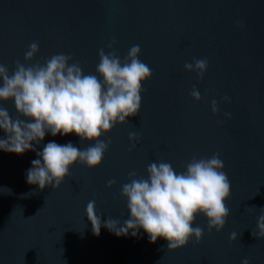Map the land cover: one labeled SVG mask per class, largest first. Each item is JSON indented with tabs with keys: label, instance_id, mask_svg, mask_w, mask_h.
Masks as SVG:
<instances>
[{
	"label": "water",
	"instance_id": "water-1",
	"mask_svg": "<svg viewBox=\"0 0 264 264\" xmlns=\"http://www.w3.org/2000/svg\"><path fill=\"white\" fill-rule=\"evenodd\" d=\"M34 41L39 53L25 62ZM137 44L152 76L142 85L138 115L102 135L111 144L99 167L77 162L58 189L41 191L26 179L36 152L50 141L81 149L95 142L48 133L35 151H0V264H264V238L252 235L264 209V0H0V64L10 74L17 61L43 63L59 53L71 55L85 74H97L100 49L123 62ZM204 58L203 80L185 71V63ZM0 106L17 116L14 101ZM131 132L139 137L134 149ZM0 138H6L2 130ZM216 153L231 184L221 232H209L198 215L193 227L204 229L201 242L193 237L176 252L163 238L151 243L142 229L136 237H117L105 227L98 237L93 233L90 200L102 222L130 219L121 196L129 172L147 178L148 164L159 161L181 172L193 158Z\"/></svg>",
	"mask_w": 264,
	"mask_h": 264
},
{
	"label": "clouds",
	"instance_id": "clouds-1",
	"mask_svg": "<svg viewBox=\"0 0 264 264\" xmlns=\"http://www.w3.org/2000/svg\"><path fill=\"white\" fill-rule=\"evenodd\" d=\"M115 41L109 44L112 48ZM39 53V43L32 42L24 54L25 62H31ZM140 46L133 45L123 62L115 51L98 52L96 73L85 74L71 55L59 53L43 63L16 62L9 72L0 64V102L14 101L17 116L0 106V130L6 138H0V151L23 155L35 151L50 133L67 136L75 134L81 142H95L86 148L72 143L61 145L48 142L42 152H36L26 179L42 191L47 186L58 189L69 176V170L79 162L88 169H96L104 159L111 141L105 142L102 135L110 133L117 124L126 125L128 118L137 116L141 108L142 85L150 80L152 69L139 59ZM208 61L195 59L185 63L184 69L196 73L203 80ZM98 77L102 78L99 79ZM196 102L201 100L199 90L193 87L190 93ZM225 102H230L226 96ZM213 114L218 113L216 100L211 103ZM228 118L230 113L225 114ZM23 117V119L21 118ZM139 140L135 132L129 133L131 148ZM224 163L219 153L210 158H193L185 170L177 172L166 161L151 162L147 166V178L129 172V180L121 186V196L127 201L131 217L120 221L109 217L106 221L97 215L96 203L90 200L86 215L98 237L102 227L117 237H133L142 229L155 244L158 238L167 241L169 252L183 249L194 237L200 243L204 229L193 227L198 215L207 219L208 231L221 232L230 214L226 201L230 199L231 184L223 171ZM114 179L107 182L111 189ZM10 195L11 191L7 189ZM264 238V209L257 220V231L252 233ZM236 233L231 235L235 241ZM242 264H249L247 259Z\"/></svg>",
	"mask_w": 264,
	"mask_h": 264
},
{
	"label": "trees",
	"instance_id": "trees-1",
	"mask_svg": "<svg viewBox=\"0 0 264 264\" xmlns=\"http://www.w3.org/2000/svg\"><path fill=\"white\" fill-rule=\"evenodd\" d=\"M113 264H121V263H113Z\"/></svg>",
	"mask_w": 264,
	"mask_h": 264
}]
</instances>
